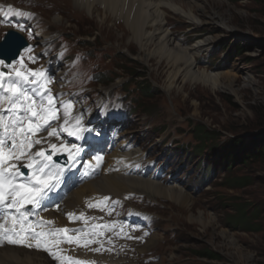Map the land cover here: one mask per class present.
<instances>
[{
  "label": "rangeland",
  "instance_id": "obj_1",
  "mask_svg": "<svg viewBox=\"0 0 264 264\" xmlns=\"http://www.w3.org/2000/svg\"><path fill=\"white\" fill-rule=\"evenodd\" d=\"M0 1L10 4L8 0ZM13 1L17 3L14 6L37 14L34 21L42 36L48 33L51 39L64 37L63 45L48 47V43L43 48L47 39L43 45L39 44L44 61L50 58L56 67L66 68L68 62L63 63L59 51L68 46L84 54L83 41H90L93 47L88 50L93 55H86L80 62V75L104 72L110 77L115 65H120L118 81L106 87L92 84L91 89L80 92L71 86L68 89L77 83L76 76L66 74L63 89L75 91L90 115L88 124L94 142L89 150L93 153L88 157L106 156L116 144L131 141L142 154L166 166L168 174L163 180L168 183H162L163 186L186 193L185 205L164 196L130 197L132 207L154 217L152 240L149 244L151 237H146L147 240L138 243L134 255L128 256L131 250L127 248L124 254L113 250L121 258L128 256L131 264H146L147 258H153L151 262L156 260L151 264H264V167L254 162L243 164V153L227 172L222 158L212 152L233 140L235 144L241 141L246 150L264 132V128L257 126L256 112L264 108V6L253 0H190L200 21L213 17L217 11L222 14V21L199 23L198 27L168 13L172 23L167 27L175 45L189 48L199 40L216 38L207 52L201 51L195 57L200 71L230 73L227 81L220 82L221 87L230 85V89L212 90L196 82H183L182 77L173 83L168 81L167 65L154 57H144L130 39L131 30L124 25V19L110 14L102 4L86 11L71 1L78 10L72 11L70 0H62L66 3L64 11L60 0ZM56 46L58 49L54 50ZM112 57L119 58L120 64L110 62ZM137 76L156 91L151 99L140 97L134 88L131 81H139ZM127 81L130 82L123 85ZM48 87L52 93L50 84ZM122 88H128L129 92L120 101ZM98 115H102L101 119ZM122 119L123 128L118 127ZM199 125L213 134L212 143L197 146L192 131ZM230 178H246L250 186L230 188ZM90 210L87 205L84 218ZM198 215L201 223L189 221L190 216ZM110 217L103 210L101 217L95 219L98 227ZM242 217H245L242 223L235 222ZM199 250L214 253L218 261L195 257L194 251Z\"/></svg>",
  "mask_w": 264,
  "mask_h": 264
},
{
  "label": "snow or ice",
  "instance_id": "obj_2",
  "mask_svg": "<svg viewBox=\"0 0 264 264\" xmlns=\"http://www.w3.org/2000/svg\"><path fill=\"white\" fill-rule=\"evenodd\" d=\"M31 59L34 62L35 58ZM0 67L9 68L7 75L0 71V246L7 244L35 248L48 253L58 264H66L60 245L76 243L80 246L82 243L87 247L94 240L81 241L80 234L83 232L84 236H89L94 229L72 230L74 234L69 235L67 228L52 227L54 221L30 218L37 214L47 194L60 182L64 170L54 161V157L65 154L68 161L74 164L79 156V147L66 145L60 133L81 139L84 131L81 118L77 117L75 123H70L73 107L70 102L57 108L56 99L48 87L50 80L43 71L25 69L22 61L19 67L4 65L0 61ZM10 79L12 82H5ZM23 85L33 86L34 95H30ZM61 109L64 121L54 126L52 122L60 119ZM52 138L60 143H53ZM37 145L40 147L37 148ZM96 161L98 167L101 157L97 156ZM21 168H26L27 174ZM107 199L105 197L104 201L96 204L89 203L88 207L103 210L100 206ZM68 215L71 222L74 214ZM79 218L87 224L83 213ZM99 235H103V232Z\"/></svg>",
  "mask_w": 264,
  "mask_h": 264
},
{
  "label": "bare ground",
  "instance_id": "obj_3",
  "mask_svg": "<svg viewBox=\"0 0 264 264\" xmlns=\"http://www.w3.org/2000/svg\"><path fill=\"white\" fill-rule=\"evenodd\" d=\"M77 5L80 9L84 7L86 11H90L92 7H96L98 4H102L103 8L109 11L110 14L124 19V25L131 30L130 39L139 46L144 57H154L157 62H164L167 65V69L170 70L168 75V81L173 83L177 78L182 77L183 82H196L205 87H209L212 90L230 89V85L224 87L220 86L221 80H228L230 73H216L209 74L207 71H200L196 68L195 57L201 51L207 52L215 43L214 39L199 40L191 47H179V44H174L172 35L168 31V25L172 23L170 20V13L173 16H179L187 23L194 27H198L199 23L216 24L217 21H222V14L219 11L214 12L213 17L199 20L194 10V5L182 1V0H70ZM61 2V0H60ZM87 7V8H86ZM75 8V7H74ZM165 11H168L167 13ZM176 14V15H175ZM219 19V20H218ZM227 28L226 24H222ZM126 28V27H125ZM223 32V31H222ZM227 33V31H226ZM132 37V38H131ZM182 46V45H181ZM10 82L12 80L10 79ZM31 95H34L32 93ZM137 151L135 154H137ZM139 154V153H138ZM82 151L80 152V156ZM134 156V154L132 155ZM112 157H104L103 162L105 169H102V174L90 182L81 181L80 177L83 174V170L80 173H74L70 180L76 183L78 189H73L71 193L66 196V199L62 200L60 208L64 207V210L72 209V207L81 205V201L84 196L91 195H112L114 197L123 196L128 193H140L146 197H159L164 196L171 200L177 201L182 205L188 203V200L183 194L182 190L174 189V187H165L160 183L152 182L144 179L124 178L118 175L119 171L116 170L111 164ZM118 159V158H117ZM105 160V161H104ZM91 162V161H90ZM71 163V162H70ZM72 164V163H71ZM78 160L72 165H77ZM92 164V162H91ZM63 173L60 177H64L69 173L71 169ZM89 167H85L84 173H90ZM109 172V173H107ZM228 183L230 180L228 179ZM82 184V185H80ZM68 189L62 190V193H66ZM73 191V192H72ZM49 203L55 202V197H49ZM39 210V209H38ZM37 214L30 219L38 220ZM58 217L51 210H47L43 214V220H49V217ZM59 218V217H58ZM201 215L197 217H191L189 221L192 223H201ZM67 224L66 220L59 218L58 226L56 228H63V225ZM52 227H55L53 224ZM149 239L148 243L150 244ZM147 243V244H148ZM63 257L70 255V249L66 244H61ZM144 250V249H142ZM67 259V258H66ZM119 262L116 260L115 262ZM0 264H51L43 253H35L29 251L27 247L21 246L19 248H1L0 249Z\"/></svg>",
  "mask_w": 264,
  "mask_h": 264
},
{
  "label": "trees",
  "instance_id": "obj_4",
  "mask_svg": "<svg viewBox=\"0 0 264 264\" xmlns=\"http://www.w3.org/2000/svg\"><path fill=\"white\" fill-rule=\"evenodd\" d=\"M254 2L263 5L264 6V0H253ZM240 52L238 54H241L242 50L239 49ZM120 71V67H116ZM105 78V80L100 81L101 84L107 85L110 83H113L118 75L112 74L111 77L106 80L105 75H102L100 78ZM137 89L140 91V97L146 98V99H151L152 96H154L156 91H154L153 88H151L150 85L144 84L143 82L139 83L137 85ZM257 114H258V121H257V126L260 128H264V108L260 107L257 109ZM193 135L195 140L197 141V145L203 143L207 144L211 140V136H213L212 133L208 132L203 126H196L193 129ZM260 136L256 137V140L253 141L254 143L251 144L250 147L245 148L246 150L243 149L241 146V141H236V144L234 143V140L231 143H225L221 144L220 148L216 151L214 149L212 152L217 153L223 160V168L227 170V172L231 171L233 163L237 160L240 155L244 154V158L241 157L243 160V164H249V163H259V165H262L264 167V132L259 133ZM212 143V141H210ZM230 188H243L246 186H250V183L246 178H230ZM245 220V217L242 218H236L235 222L242 223V221ZM194 256L200 259H205L208 261H218V256L215 255L214 253L207 251V250H199V251H194Z\"/></svg>",
  "mask_w": 264,
  "mask_h": 264
},
{
  "label": "water",
  "instance_id": "obj_5",
  "mask_svg": "<svg viewBox=\"0 0 264 264\" xmlns=\"http://www.w3.org/2000/svg\"><path fill=\"white\" fill-rule=\"evenodd\" d=\"M14 44H15V35L12 34V33H8L7 34V40H4V42L0 46V58L1 59H5L6 61H9L10 60V58L7 57L4 54V50H6V49L8 50ZM24 46H25V44L24 43H21L20 46L14 52V55L12 56V58L17 57V55L19 54L20 50L23 49Z\"/></svg>",
  "mask_w": 264,
  "mask_h": 264
}]
</instances>
